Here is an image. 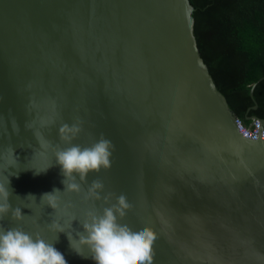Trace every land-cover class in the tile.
Segmentation results:
<instances>
[{"label":"water","instance_id":"obj_1","mask_svg":"<svg viewBox=\"0 0 264 264\" xmlns=\"http://www.w3.org/2000/svg\"><path fill=\"white\" fill-rule=\"evenodd\" d=\"M194 11L190 0H0V182L9 176L24 214L4 228L39 233L68 264H95L50 225L75 236L72 216L84 217L100 179L101 195L133 205L121 223L156 233L153 264H264V138L239 131ZM64 124L80 125L74 144L114 145L111 168L90 172L80 193L63 191L54 151L41 147L66 146ZM54 189L56 211L41 199Z\"/></svg>","mask_w":264,"mask_h":264},{"label":"clouds","instance_id":"obj_2","mask_svg":"<svg viewBox=\"0 0 264 264\" xmlns=\"http://www.w3.org/2000/svg\"><path fill=\"white\" fill-rule=\"evenodd\" d=\"M59 131L60 140L66 146H54L50 141L41 140V147L53 149L56 164L60 166L64 177L63 191L80 193L90 172L99 173L102 169L111 168L114 145L103 135L89 146L72 143L81 131L79 124H64ZM11 151L18 161L15 150ZM103 189L104 183L100 179L93 180L88 186L86 199L93 203L82 219L72 216L70 227L75 236L56 221H53L50 228L57 234L65 233L72 249L85 258L90 256L95 264H153L156 233L150 227L134 231L128 224L121 223L133 205L124 194L116 196L115 193L108 192L101 195ZM60 192V189H54L50 193H44L41 199H46L48 207L56 211L60 207L57 195ZM12 195L8 176L6 182H0V264H68L53 242H48L39 233L25 231L20 226L3 227L2 222L9 214L13 221L24 219L22 210L11 204ZM29 196L35 198L32 194L27 197ZM113 197L115 203H112ZM97 200H102L107 206L97 207ZM73 221H78L81 228L74 229Z\"/></svg>","mask_w":264,"mask_h":264},{"label":"trees","instance_id":"obj_3","mask_svg":"<svg viewBox=\"0 0 264 264\" xmlns=\"http://www.w3.org/2000/svg\"><path fill=\"white\" fill-rule=\"evenodd\" d=\"M190 1L198 46L218 88L244 124L264 118V0Z\"/></svg>","mask_w":264,"mask_h":264},{"label":"built area","instance_id":"obj_4","mask_svg":"<svg viewBox=\"0 0 264 264\" xmlns=\"http://www.w3.org/2000/svg\"><path fill=\"white\" fill-rule=\"evenodd\" d=\"M239 131L252 138L257 139L258 137L264 138V125L260 119H252L250 125L244 124L240 119L238 120Z\"/></svg>","mask_w":264,"mask_h":264}]
</instances>
